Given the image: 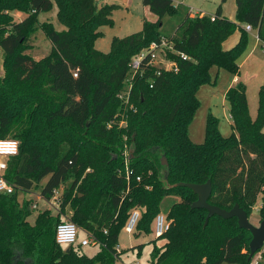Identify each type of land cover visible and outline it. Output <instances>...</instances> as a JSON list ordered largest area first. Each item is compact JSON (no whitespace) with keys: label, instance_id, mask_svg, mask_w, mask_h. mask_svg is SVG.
<instances>
[{"label":"trees","instance_id":"obj_1","mask_svg":"<svg viewBox=\"0 0 264 264\" xmlns=\"http://www.w3.org/2000/svg\"><path fill=\"white\" fill-rule=\"evenodd\" d=\"M143 4L158 20L144 22L139 33L115 38L111 51L103 53L95 45L104 36L101 29L113 26L117 6L98 0H0L5 67V75L0 76V140L10 137L22 143L19 155L10 159L13 169L8 166L6 171L16 191L0 195V264H116L121 255L116 251L119 235L130 214L141 211L138 230L148 233L169 196L178 199L168 214L171 229L157 238L163 241L161 246L154 242L151 264L252 263L248 238L252 234L241 229L236 218L214 216L205 226L208 212L191 209L197 195L177 185L211 180L210 204L227 211L238 204L248 216L262 196L260 215L264 217V85L256 120L250 115L247 87L240 82L226 94L232 136H222L219 119L211 113L205 142L195 144L189 137L198 109V89L211 83L214 66L239 73L237 61L249 40L241 26L261 32L264 0H236L235 21L223 16L222 4L215 21L211 16L187 13L176 34L166 38L188 59L172 53L178 71L158 77L148 71L136 80L126 107L119 94L131 57L165 38L160 32L164 17L178 14L173 0H143ZM55 5L66 30L43 23L53 59L36 61L26 53L30 38L39 30V16L53 11ZM18 16L23 18L17 20ZM237 30L241 32L239 44L223 51L222 44ZM76 45L82 47L80 56L73 52ZM60 64L78 72V78L68 79L67 85L57 89L60 82L53 67ZM41 79L51 94L41 88L32 97V109L25 106L16 114L9 110L10 104L23 106L28 99L22 85L35 80L32 90ZM77 95L79 105L74 100ZM122 122L125 125L118 127ZM163 157L167 166L162 164ZM45 179L42 196L48 200L73 180L59 199L60 207L64 213L71 206V221L102 243L94 258L57 243L56 230L63 221L51 211L39 213L34 225L29 222L32 201L20 203L17 193L32 190ZM259 264H264V253Z\"/></svg>","mask_w":264,"mask_h":264},{"label":"rangeland","instance_id":"obj_2","mask_svg":"<svg viewBox=\"0 0 264 264\" xmlns=\"http://www.w3.org/2000/svg\"><path fill=\"white\" fill-rule=\"evenodd\" d=\"M175 6L178 7V14L172 15L167 14L163 19V27L161 29V34L165 38H170L176 34L179 25L183 22L185 16L187 15L188 11L192 9V12H203L208 16L211 14H215L218 7L222 4V0H173ZM190 9V10H189ZM235 9V0H226L225 3L222 4V10L226 14H231ZM232 10V11H231ZM206 15V16H207ZM23 18L22 16H18L16 19L19 20ZM147 18L158 20V17L153 14H147ZM227 18V17H226ZM114 19L116 20V26L113 28L104 27L101 29L102 32H105V35L97 41L96 49L103 51L105 53L110 52L112 48V41L113 36L119 33L122 25L127 20V15L122 12H115ZM229 19V18H227ZM155 21V22H156ZM57 26L62 29L57 23ZM246 25H242L241 28H245ZM43 30V23H39V30L33 34L30 38L29 45L30 49L26 52L36 61H41L47 63L52 61L53 59V47L51 42L46 38ZM264 30V25H263ZM238 31V30H237ZM126 32H135L133 30L126 31ZM115 34V35H114ZM260 34V30L258 28H254V32L252 33L256 37ZM166 38V39H167ZM252 41V42H251ZM253 39L250 38L248 40L247 49L245 54L252 48ZM153 44H150L148 48H144L141 52H147L153 47ZM82 51V47L76 45L73 48V52L75 55L80 56ZM126 51V50H125ZM123 51V52H125ZM122 52V53H123ZM257 59L250 61L246 64L243 69H241V78L246 83H249V101H250V110L252 118L257 117L258 111V98H257V106L256 109L253 106V73L256 72L257 74H264V52H262V47L260 46L257 49ZM259 53H261L259 55ZM140 54V53H139ZM139 54L133 55L131 58H135ZM124 55V54H123ZM53 70L58 75V81L60 82L57 86V89H61L65 85H67L68 79L70 81L75 80L74 73L69 72L68 68L64 64H60L57 67H53ZM210 74L212 76L211 83L203 84L196 93V100L198 101V109L196 110L193 120L189 125V134L191 138L195 142V144H203L206 138V127L208 117L211 112L218 117L219 119V131L223 137L229 138L234 133L233 129V120L231 118V107L228 102L224 101L223 103V96L225 91V86L229 84L232 80L234 74L227 71L226 69L219 68L214 66L210 70ZM5 75V67H4V59L3 53L0 49V76L3 77ZM218 79V81H217ZM35 81V80H34ZM30 82L26 85H22L24 89V94L27 95L28 99L23 103V106L17 105L16 103L10 104L9 110L11 109L14 114L18 112V109L27 108L32 109V104L34 100H32L35 93L38 92L39 89L46 90L48 93V88L44 83L43 79L39 80L37 86L31 90L32 83ZM50 89V88H49ZM52 92L50 91L49 94ZM75 103L78 104L80 102L79 95L75 97ZM79 105V104H78ZM38 106V105H37ZM231 118V119H230ZM231 120V121H230ZM256 120V119H255ZM122 123L117 124L118 127L121 126ZM6 139H12L10 137ZM32 141V140H31ZM30 141V145L32 142ZM21 143L20 141H18ZM22 144V143H21ZM9 169L12 170L13 167L11 165V160L8 161ZM6 177V174H5ZM7 178V177H6ZM48 179L43 180L41 183L35 184V187L30 191H18V200L20 203L24 202L25 200L32 201L33 204H37L38 208L32 211V215L29 218V222L34 225L35 221L38 217V214L44 211H51L53 216L60 217L61 221L71 220L72 216V207L68 206L64 213L61 210L59 200L56 202L54 200H48L42 196V187L46 184ZM73 180L65 183L60 189V197L70 188ZM261 199V197H260ZM176 196H169L165 199L161 204V213H163L166 217L169 214V211L172 205L177 201ZM259 201V199H258ZM257 201V205L254 207L252 213L249 215L250 222L255 227H260V223L264 217L260 215V202ZM80 238L85 236V232L82 228H80ZM249 244L252 241V236L249 235ZM157 240L155 236V227L154 223L151 224L150 231L147 233L145 231L136 230L134 234H129L123 228L119 235V246L121 255L117 259L116 264H151V255L154 250V242ZM163 241H156L157 246H161ZM142 246L141 250L138 248ZM67 248V246L63 247ZM264 251V249H262ZM83 254L86 255L88 258H94L99 252L100 248L96 246H90L82 250Z\"/></svg>","mask_w":264,"mask_h":264},{"label":"built area","instance_id":"obj_3","mask_svg":"<svg viewBox=\"0 0 264 264\" xmlns=\"http://www.w3.org/2000/svg\"><path fill=\"white\" fill-rule=\"evenodd\" d=\"M212 21H215L214 16ZM247 32H251L253 27L247 25L245 27ZM175 54L180 56L181 59L187 60L188 57L184 53H179L174 49V43L170 42L166 38H162L159 43H154L153 47L147 52H141L138 56L132 59L130 63L129 73L124 81V87L122 92L119 94V98L122 103L127 107L131 101L132 91L136 80L144 77L148 71H153L154 76H160L165 72H176L178 71V64L175 60H171L170 54ZM74 77L78 78V72L74 73ZM153 86L151 85V88ZM133 106H130L132 108ZM122 122L121 126H124ZM111 127V125H109ZM20 143L16 140L7 139L0 140V195H12L15 193L16 188L13 184L7 181L5 174L8 170V161L19 155ZM126 167L128 169V160H126ZM137 181H141L137 178ZM60 199L59 189L54 191V196L52 200L55 202ZM60 203V202H59ZM38 208L37 204L32 205V209L36 210ZM142 218V213L140 210H134L124 227L125 231L129 234H134L138 228V224ZM155 236L156 238L164 237L168 234L171 229V222L163 213H159L154 221ZM81 229L77 224L71 220H65L60 223L56 230V241L62 247L67 246L75 249H85L90 246H96L101 248L102 243L97 240V238L87 232L85 236L80 238ZM107 234V232H105ZM106 247L105 245H103ZM264 249V248H263ZM117 254H120V249L117 247ZM264 251H259L252 260L251 264H259L262 261V255ZM118 258V256H117Z\"/></svg>","mask_w":264,"mask_h":264},{"label":"crops","instance_id":"obj_4","mask_svg":"<svg viewBox=\"0 0 264 264\" xmlns=\"http://www.w3.org/2000/svg\"><path fill=\"white\" fill-rule=\"evenodd\" d=\"M98 1L104 5H115V6H117V9L115 10V12H119V13L124 12L127 15V20L125 21V23L122 25L121 29L119 30V33H122V34H120V35L114 34L115 36H113V38H112L113 40L115 38L124 39V38L129 37L133 34L139 33L144 28V22L148 21V22L155 23V21H156L153 19L149 20L147 18V14L152 13V12L150 11V9L148 7L144 6L143 0H98ZM115 12H114V14H115ZM57 13H58V9H57V6L55 5L53 11H51L50 13H42L39 16V21L41 23H44V22L52 23L57 31H60V32L65 31L66 28L59 22V20L57 18ZM188 13H190L193 17L198 16V15H207V14L200 12V11L194 13V12H192V9L190 11H188ZM236 13H237L236 0H235V9L233 10V12L231 14H226L222 10L223 16L229 18V20H231V21L236 20ZM114 14H113V26H111V27L105 26V27L113 28L116 26V20L114 19ZM214 15L215 14H211L209 16H214ZM57 23L60 26H62V29L59 28V26H57ZM131 30H133L135 32H129V33L126 32V31H131ZM253 32H254V28L251 32H248V36H250V38L253 39V43L251 44L253 46L246 54L244 53L238 59L237 64L239 66V73L237 75H234L232 80L229 82V84H227V86H225V91H224V96H223V103H224V101H226L227 92L232 87L236 86L238 83H240V82L244 83L247 87V97H248L250 115H251V110H250V101H249V83H246L245 81L242 80L241 69H243V67L246 64H248L250 61L258 60L257 59V55H258L257 49L260 46L262 47V52H264V30H263V28L257 37L255 35H253V38H252ZM103 33L105 35V32H103ZM240 40H241V32H240V30H238L222 44L223 51L228 52V51L232 50L233 48H235L239 44ZM96 45H97V43H96ZM96 45H95V47H96ZM101 52H103V51H101ZM103 53H105V52H103ZM107 53H109V52H107ZM260 54L261 53H259V55ZM251 79H253V81H252L253 82V106L256 109L257 98L259 99V91H260V88L264 85V74H260V73L257 74L256 72H254L253 77ZM217 81H218V79H217ZM258 105H259V100H258ZM257 115H258V111H257ZM213 116H215V115L213 114ZM215 117L218 118L217 116H215ZM251 118H252V116H251ZM256 118H252V119L255 120ZM189 137L193 141L190 134H189ZM260 197H261V199H260ZM258 199H259L258 202L261 201V203H260V209H261L262 196H259Z\"/></svg>","mask_w":264,"mask_h":264},{"label":"water","instance_id":"obj_5","mask_svg":"<svg viewBox=\"0 0 264 264\" xmlns=\"http://www.w3.org/2000/svg\"><path fill=\"white\" fill-rule=\"evenodd\" d=\"M162 164L164 166L168 165L166 157H163ZM168 179V174L166 175ZM177 187L188 188L197 195L198 199L195 201L191 209H204L208 212V216L205 222V226L208 225L209 220L218 216L225 220L236 218L238 220L239 227L241 229L247 230L252 234V241L250 242V260L264 248V218L260 223V227H255L249 219L248 213L243 210L238 204L235 205L230 211L221 209L218 206L210 204L209 200L213 193L212 181H208L205 184H190V183H179ZM72 247H68L70 250Z\"/></svg>","mask_w":264,"mask_h":264}]
</instances>
